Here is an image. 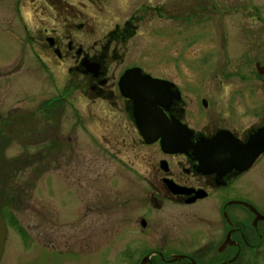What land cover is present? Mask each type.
<instances>
[{
	"label": "rangeland",
	"instance_id": "374dc122",
	"mask_svg": "<svg viewBox=\"0 0 264 264\" xmlns=\"http://www.w3.org/2000/svg\"><path fill=\"white\" fill-rule=\"evenodd\" d=\"M143 5H165L164 17L151 9L136 22L124 63H109L111 77L141 64L174 81L187 92L198 129L210 121L209 111L198 110L200 97L213 100V111L264 104L251 77L254 59L264 58V0H0V133L7 138L0 139V191L16 194L0 197L16 221L8 224L0 264H133L123 250L135 228L130 208L141 195L133 186L143 184L141 163L155 150L135 141L120 108L77 89L65 113L47 121L41 105L69 87L75 61L55 57L46 66L30 40H43L45 28L60 32L66 21L67 35L95 52L115 24L142 16ZM80 23L86 27L74 26Z\"/></svg>",
	"mask_w": 264,
	"mask_h": 264
},
{
	"label": "flooded vegetation",
	"instance_id": "af4514ba",
	"mask_svg": "<svg viewBox=\"0 0 264 264\" xmlns=\"http://www.w3.org/2000/svg\"><path fill=\"white\" fill-rule=\"evenodd\" d=\"M150 7L143 5L142 16L133 15L123 24H115L101 50L95 52L67 35L66 29L71 27L66 21L67 27L60 28V32L45 28L43 40H30L37 58L46 66H51L48 59L55 57L60 62L75 61L68 68L72 75L69 87L45 100L41 112L52 122L56 111L62 108V114L65 113L69 96L77 89L91 101H105L113 108H120L127 116L125 126L130 125L137 135L135 141L155 150L154 155H148L147 163L146 158L141 163L147 167V172L139 173L143 184L133 186V191L137 189L141 195L130 208L135 228L123 249L133 264H264V104L248 108L240 105L239 111H213V100L200 97L198 110L209 111L210 121L207 127L198 129L189 121L188 94L174 81L151 74L141 64L127 65L111 77L109 63H124L122 50L127 49L126 45L140 29L136 22L143 20L145 12L151 9L160 18L164 17L165 5ZM74 26L84 29L86 24ZM38 44L42 45L43 52L37 50ZM84 59L97 63L99 74L82 66ZM260 59H254L255 73L251 77L260 84L264 95V60ZM133 68L173 84L168 101L164 99L165 106L160 105L159 110L167 123L181 124L189 133L187 145L190 147L185 152L167 153L162 147L164 143L184 142L176 128L165 129L153 143H148L140 132L135 101L124 94L129 91V84L122 83L126 71ZM220 75L223 79L232 76ZM240 77L247 79L246 74ZM248 113L253 121L247 123ZM107 130L116 137L112 128ZM3 133L1 130L2 142L7 140ZM217 136H221L219 142L215 141ZM232 143L236 152L225 153ZM199 148L201 157L197 154ZM4 218L8 227L11 218ZM7 242L8 237L5 248Z\"/></svg>",
	"mask_w": 264,
	"mask_h": 264
},
{
	"label": "water",
	"instance_id": "95a60500",
	"mask_svg": "<svg viewBox=\"0 0 264 264\" xmlns=\"http://www.w3.org/2000/svg\"><path fill=\"white\" fill-rule=\"evenodd\" d=\"M82 66L91 68L94 73L99 74V65L97 63H90L85 59L82 61ZM95 69V70H94ZM122 83L129 84V91L124 94L127 97L134 99L135 101V116L139 119L138 126L142 135L147 139L148 143H153L157 140L165 129L172 130L177 129L178 136H182L184 142L177 143H164L162 145L164 151L167 153H183L188 147L187 137L189 133L185 130L181 124L167 123L164 116L159 110V106L164 105V99L168 101L170 97V90L173 84L164 81L162 79L154 78L151 75H143L140 68H133L126 71L122 77ZM181 133V134H180ZM185 137V138H184ZM221 136H217L215 141L219 142ZM209 143H207L208 146ZM203 145V144H202ZM234 143L227 146L225 153L236 152L233 148ZM204 146V145H203ZM235 146V145H234ZM240 147V146H237ZM208 148V147H207ZM207 150V149H206ZM205 150V152H207ZM204 151V149H203ZM209 153V152H208ZM197 154L200 155V148L197 150ZM200 159V158H199ZM253 160V159H252ZM252 160L250 163H253ZM8 237V227L4 215L0 210V262L2 260L5 244Z\"/></svg>",
	"mask_w": 264,
	"mask_h": 264
},
{
	"label": "trees",
	"instance_id": "16d2710c",
	"mask_svg": "<svg viewBox=\"0 0 264 264\" xmlns=\"http://www.w3.org/2000/svg\"><path fill=\"white\" fill-rule=\"evenodd\" d=\"M13 189H10V191L8 190V191H6V190H2V191H0L1 193H2V196L0 195V197H3V198H6L7 199V197H9L8 196V193H14L13 191H12ZM15 195L16 194H12V196H14V199H15ZM1 203V202H0ZM14 205H16V206H18L19 205V203H17V201H15V203H14ZM15 206V207H16ZM0 210L2 211V214L7 218V217H9V218H11L10 217V213H7L6 212V210L4 209V206H2L1 204H0ZM16 225V221H12V218H11V224L12 225H14V224Z\"/></svg>",
	"mask_w": 264,
	"mask_h": 264
}]
</instances>
